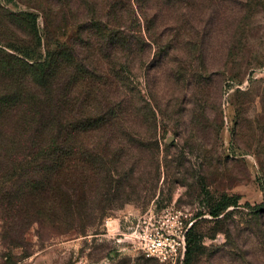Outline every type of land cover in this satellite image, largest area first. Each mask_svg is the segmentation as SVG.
Segmentation results:
<instances>
[{
  "label": "rangeland",
  "instance_id": "obj_1",
  "mask_svg": "<svg viewBox=\"0 0 264 264\" xmlns=\"http://www.w3.org/2000/svg\"><path fill=\"white\" fill-rule=\"evenodd\" d=\"M2 1L39 14L44 45L68 42L91 16L78 0L69 9L60 0ZM92 1L107 20L109 0ZM116 1L121 29L150 41L137 0ZM163 3H150L158 44L143 67L133 64L129 85L148 108L126 104L107 142L111 158L118 153L115 180H123L114 209L100 216L96 196L86 234L34 225L16 238L0 218V264H161L145 258L131 234L142 218L170 206L192 218L196 234L190 261L186 247L179 264H264V213L257 210L264 205V0ZM161 46L165 55L150 68ZM226 195L238 203L213 217L211 207Z\"/></svg>",
  "mask_w": 264,
  "mask_h": 264
},
{
  "label": "trees",
  "instance_id": "obj_2",
  "mask_svg": "<svg viewBox=\"0 0 264 264\" xmlns=\"http://www.w3.org/2000/svg\"><path fill=\"white\" fill-rule=\"evenodd\" d=\"M78 1L91 16L68 42L44 45L39 14L12 10L0 0V218L4 233L16 238L34 225L56 235L86 234L96 196L102 197L100 216L114 209L116 186L123 180H115L118 153L111 158L109 135L122 125L126 104L149 105L141 92L138 100L131 96L135 83L129 85L133 64L143 67L152 44H158L151 34L155 19L147 15L153 0H137L148 42L121 29L116 0L107 2V20L92 0ZM75 2L60 0L68 9ZM165 52L162 46L155 52L150 68ZM232 203L238 198L226 195L210 214L219 217ZM257 210L264 213V205ZM195 241L191 228L188 261Z\"/></svg>",
  "mask_w": 264,
  "mask_h": 264
},
{
  "label": "built area",
  "instance_id": "obj_3",
  "mask_svg": "<svg viewBox=\"0 0 264 264\" xmlns=\"http://www.w3.org/2000/svg\"><path fill=\"white\" fill-rule=\"evenodd\" d=\"M191 220L184 210L170 206L159 217L142 218L132 228L131 237L145 258L179 264L187 247Z\"/></svg>",
  "mask_w": 264,
  "mask_h": 264
}]
</instances>
